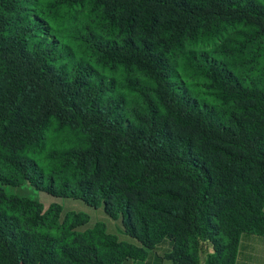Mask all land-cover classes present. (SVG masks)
Listing matches in <instances>:
<instances>
[{"label":"trees","instance_id":"1","mask_svg":"<svg viewBox=\"0 0 264 264\" xmlns=\"http://www.w3.org/2000/svg\"><path fill=\"white\" fill-rule=\"evenodd\" d=\"M0 264H236L264 237V0H0Z\"/></svg>","mask_w":264,"mask_h":264},{"label":"rangeland","instance_id":"2","mask_svg":"<svg viewBox=\"0 0 264 264\" xmlns=\"http://www.w3.org/2000/svg\"><path fill=\"white\" fill-rule=\"evenodd\" d=\"M0 187H2L8 193H15L19 196L29 197L31 199L38 200L43 203L46 209H48V207L53 203L62 205V218H64L69 212L86 213L89 216V222L86 224V226L80 228V230L93 228L97 223L102 222L107 226L108 231L110 233L117 235L122 241H126L129 243H137L135 239H132L124 232V227L121 221H115L111 219L108 215L104 213L102 208L95 209L86 205L81 200L56 198L46 193L38 192L29 183H24L23 185L16 188L2 184H0Z\"/></svg>","mask_w":264,"mask_h":264},{"label":"crops","instance_id":"3","mask_svg":"<svg viewBox=\"0 0 264 264\" xmlns=\"http://www.w3.org/2000/svg\"><path fill=\"white\" fill-rule=\"evenodd\" d=\"M138 245V243H133ZM166 248L149 250L145 260H127L122 264H172L166 256ZM236 264H264V237L247 235L242 238Z\"/></svg>","mask_w":264,"mask_h":264}]
</instances>
